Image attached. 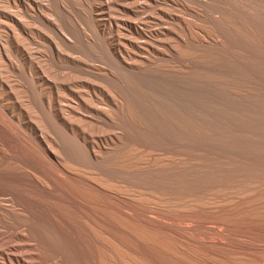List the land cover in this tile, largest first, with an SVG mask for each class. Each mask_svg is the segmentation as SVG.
<instances>
[{
  "label": "rangeland",
  "instance_id": "1",
  "mask_svg": "<svg viewBox=\"0 0 264 264\" xmlns=\"http://www.w3.org/2000/svg\"><path fill=\"white\" fill-rule=\"evenodd\" d=\"M7 10L25 23L30 56L9 52V64L0 47V150L39 174L28 160L45 152L27 145L37 126L60 159L123 192L17 175L2 187L27 213L10 221L39 228L47 257L66 264H83L55 226L67 221L95 226L107 264H264V0H0ZM6 25L0 15L1 39ZM97 134L110 137L91 154L83 136Z\"/></svg>",
  "mask_w": 264,
  "mask_h": 264
},
{
  "label": "bare ground",
  "instance_id": "2",
  "mask_svg": "<svg viewBox=\"0 0 264 264\" xmlns=\"http://www.w3.org/2000/svg\"><path fill=\"white\" fill-rule=\"evenodd\" d=\"M14 4V3H13ZM23 4V3H22ZM36 7V6H35ZM23 10H22V15L20 16L22 19L23 17H27V8L26 6L23 4ZM31 8V7H30ZM12 10V9H11ZM14 11V10H13ZM0 15H2L7 21H8V26H4V30H5V39H1L0 37V47H5L6 50L2 49L1 50V54L3 55V57L5 56L6 59H8V56H9V52H19L20 55L23 57L24 60L28 59L29 56H30V52H29V48H28V36H27V28L25 27V23L22 21H17L16 18V15L13 14L12 12H10L9 10L7 11H2L0 12ZM21 19V20H22ZM27 21V20H25ZM9 22L11 23H14L20 33L22 34V37L20 40L18 39L17 35L12 31L11 27H10V24ZM4 36V35H3ZM30 36V35H29ZM31 38V37H30ZM6 44V46H4V44ZM116 50V49H115ZM114 51V50H113ZM118 52V51H117ZM119 55V54H118ZM9 64H11V60H9ZM42 66V65H41ZM40 65L36 64L34 65L33 67L35 68V71H36V74H37V78L42 81L44 83V81H47L46 78H48V76L45 77L44 75V72L42 70ZM28 69V65L27 64H24L23 66V71H26ZM46 69V68H45ZM57 77V76H56ZM23 80V79H22ZM59 80V79H58ZM74 81V80H73ZM15 83V82H14ZM6 84V83H5ZM42 84V83H41ZM45 85V84H44ZM6 86V85H5ZM27 86V85H26ZM99 87V86H98ZM94 89V88H93ZM83 91V90H82ZM74 92V91H73ZM57 93V92H56ZM102 93V92H101ZM94 94V93H93ZM77 96V95H76ZM57 97V96H56ZM57 99V98H56ZM21 101V100H20ZM57 102V100H55ZM60 103V102H59ZM53 104V103H52ZM66 104V103H65ZM62 105V104H61ZM115 105V104H114ZM60 105L58 104V102L55 104V109L57 110V112H59V117L60 118H63L62 114H61V108L59 107ZM121 110V109H120ZM66 112V111H65ZM5 113V112H4ZM5 118V117H4ZM28 118V117H27ZM7 119V118H6ZM14 123V122H13ZM13 125V124H12ZM4 127V126H3ZM7 127V126H6ZM31 131H33L34 135H35V138H36V141L34 144H27L29 145V148L31 147L33 149V151L37 152H40L42 149L45 153H43L47 159L45 160H41V158H37L34 156V158H31V159H27L29 164H31L30 166L39 170V174H32L30 176V178H28V175L25 176V171L19 166V164L17 162H14V160L11 159V157L9 156V158L7 156H5L7 154L4 153L5 150L2 149L0 150V264H66L64 262V260L55 255L53 257L50 258L47 257L46 255V250H47V245L48 244V241H47V238L46 236L44 235V233L42 231L39 230V228L35 227V226H32L30 224H27L25 222H20V223H13L12 221H10L11 219V216L13 214H17V215H20L22 217L26 216L25 215V212L26 210L20 206L14 199L13 197L11 196L10 193H8L6 190H4V188L2 187V182L6 181V180H10V181H15V177L17 175H21V176H24L23 178L24 179H29L28 182L34 186H41V187H45L47 189L48 186H57L58 184H69L68 182H73V183H76V182H81L83 181L85 185H87L91 190H95L97 192H99L100 194H102L103 196L105 197H109L112 195L114 197H118L119 194L123 193L120 191L118 192H113L112 189L110 188L109 185H111L110 183H107L109 180L107 179H104L100 176H97L95 173H88V175H85V174H81L80 172V169L78 167H76L74 163H72V161H65L63 159H60L57 154L51 149L50 145L48 144V142H46L45 138L41 135V132L39 131V129L37 128V126H27ZM10 128V127H9ZM103 127H101L100 129H102ZM4 129V128H3ZM96 129H97V126H96ZM5 130V129H4ZM17 130H18V127H17ZM2 131V130H1ZM10 131V130H8ZM13 131V130H12ZM120 131V130H118ZM22 132V131H21ZM100 132V131H99ZM121 132V131H120ZM9 133V132H8ZM17 133V132H16ZM117 133V131H116ZM119 133V132H118ZM44 134V133H43ZM28 135V134H27ZM2 136V135H1ZM45 136V135H44ZM6 137V136H5ZM28 137V136H27ZM49 137V136H47ZM110 136L108 134H97V135H89V136H83L84 138V142H86L85 144L88 146V150L91 154H94V149L95 147H98V141L101 140V139H107L109 138ZM7 139V138H5ZM49 139V138H48ZM10 140V139H9ZM29 140V139H28ZM27 141V140H26ZM32 142V141H31ZM29 143V142H28ZM105 143V142H104ZM4 144L7 145V143L5 142ZM3 144V145H4ZM11 144V143H10ZM123 144V143H122ZM9 146V144L7 145ZM11 146V145H10ZM9 146V147H10ZM17 146V145H16ZM6 147V146H5ZM14 147V146H13ZM7 148V147H6ZM18 148V147H17ZM103 148V147H102ZM13 150V148H11ZM16 151V150H15ZM25 151V150H24ZM27 151V150H26ZM32 151V152H33ZM28 152V151H27ZM151 152V151H150ZM148 153V152H147ZM25 155V154H24ZM13 156V154H12ZM37 156V155H36ZM29 158V157H28ZM119 158V157H118ZM140 162V161H139ZM163 165V164H162ZM161 166V165H160ZM80 167V166H79ZM41 168H45L49 173V174H46L44 173V171L41 169ZM124 168V167H123ZM122 168V169H123ZM83 169V168H82ZM81 169V170H82ZM119 169V168H118ZM121 169V168H120ZM42 170V171H41ZM89 172L90 170H84V172ZM38 172V171H37ZM92 172V171H91ZM94 172V171H93ZM127 172V171H126ZM36 173V172H35ZM93 174V176L91 175ZM23 179V180H24ZM25 180V181H26ZM111 180V179H110ZM116 180V179H115ZM72 184V183H70ZM70 184H69V187H70ZM79 184H82V183H79ZM64 185V184H63ZM73 185V184H72ZM114 185V184H113ZM112 185V186H113ZM117 185V184H116ZM68 186V185H67ZM74 186V185H73ZM122 186V185H121ZM61 187V186H60ZM59 187V189H60ZM72 187V186H71ZM62 188V187H61ZM52 189V188H51ZM71 189V188H70ZM87 189V188H86ZM62 190V189H61ZM74 188L71 190L73 191ZM118 190V189H117ZM136 190V189H135ZM74 191H78V190H74ZM72 192L73 194L74 193H77V192ZM116 191V190H115ZM139 191V190H138ZM86 192V191H85ZM83 191V193H85ZM89 192V191H87ZM86 192V193H87ZM137 192V191H136ZM67 193V192H66ZM79 193H82V192H79ZM83 194L79 195V196H82ZM85 195V194H84ZM91 195V194H90ZM89 196V195H88ZM97 196V195H96ZM159 196V195H158ZM83 197V196H82ZM87 197L86 195L84 196V198ZM95 197V196H94ZM113 198V197H112ZM111 198V199H112ZM88 202H91L90 198H86ZM101 199V198H100ZM99 199V200H100ZM120 199V198H118ZM117 199V200H118ZM124 200V199H122ZM129 200V199H128ZM73 201V200H72ZM96 201V200H95ZM111 202V201H110ZM114 202V201H113ZM121 202V201H120ZM128 202V201H127ZM83 203V202H82ZM123 203V201H122ZM129 203V202H128ZM73 204V203H72ZM108 204V203H107ZM115 204V203H114ZM77 205V204H76ZM87 205V204H86ZM106 205V204H104ZM88 206V205H87ZM86 206V209L88 208ZM94 206V205H93ZM118 206V205H117ZM92 207V206H91ZM203 207V206H202ZM212 207V206H211ZM116 208V206H115ZM118 208V207H117ZM81 209V208H80ZM89 209L90 206H89ZM100 209V208H99ZM102 209V208H101ZM110 210V209H109ZM79 212H81L80 210H78ZM106 213L108 210H105ZM118 211V210H117ZM86 212V211H85ZM92 212V211H91ZM100 212V211H99ZM222 212V211H221ZM27 213V212H26ZM83 212H81L82 214ZM95 213V212H93ZM92 213V214H93ZM111 213V212H110ZM122 213V212H121ZM217 213V212H216ZM96 214V213H95ZM109 214V213H108ZM129 214V213H128ZM158 214V212H157ZM225 214V213H224ZM227 214V213H226ZM83 215L87 218V220L90 222V224L92 223V221L89 218V215H86L83 213ZM94 215V214H93ZM102 215L108 217L107 214H105L104 212H102ZM133 215V214H132ZM160 215V214H158ZM190 215V214H189ZM204 215V214H203ZM91 216V215H90ZM215 216V215H214ZM224 216V215H223ZM227 216V215H226ZM100 217V216H99ZM131 217V216H130ZM162 217V216H161ZM192 217V216H191ZM200 217V216H199ZM203 217V216H202ZM220 217V216H219ZM91 218V217H90ZM133 218V217H132ZM172 218V217H171ZM183 218V216H182ZM185 220H186V217H184ZM194 218V216H193ZM206 218H209L208 216L205 217ZM216 217H214L215 219ZM223 218V217H221ZM108 219V218H106ZM160 219V218H159ZM165 219V218H164ZM196 219V218H195ZM218 219V218H217ZM225 219V218H224ZM140 220H141V217H140ZM163 220V219H161ZM174 220V219H173ZM192 220V219H190ZM198 220V219H197ZM208 220V219H206ZM213 220V219H212ZM220 220V219H219ZM94 221V220H93ZM137 221V220H136ZM172 221V220H171ZM189 221V220H188ZM203 221H204V217H203ZM210 221H211V218H210ZM214 221V220H213ZM221 221V220H220ZM219 221V223H220ZM85 223V221H83ZM148 222V221H147ZM153 222V221H152ZM175 222V221H173ZM172 222V223H173ZM199 222V221H198ZM224 222V221H223ZM94 223V222H93ZM92 223V224H93ZM104 223V222H103ZM150 223V221H149ZM157 223V222H156ZM201 223V222H199ZM217 224V223H216ZM221 224V223H220ZM152 225V224H151ZM166 225H169L166 224ZM175 225V224H174ZM177 225V224H176ZM183 225V224H182ZM191 225V224H189ZM200 225V224H199ZM249 225V224H248ZM251 225V224H250ZM55 226L57 228L60 229V231L65 235L66 237V240H67V243L68 245L71 247V249L77 254V256L81 259L82 263L83 264H107L106 263V257L105 255L103 254V252L101 251V248L102 247H105L107 244L105 242V239H101V236L100 238L97 236V234L94 233V228L95 226L92 227V225H89L87 223L85 224H80V225H76L74 224L73 222H70V221H67L65 222L64 224L60 225L58 223H55ZM99 226V225H98ZM194 226V225H193ZM224 226V225H223ZM246 226V225H245ZM158 227V226H156ZM162 227V226H161ZM253 227V226H252ZM169 228V227H168ZM171 228V227H170ZM232 228V227H231ZM8 230V234L5 235L6 231L4 230ZM58 229V230H59ZM98 229V228H97ZM122 229V228H121ZM162 229V228H161ZM165 229V228H164ZM177 229V228H176ZM194 229V227H193ZM226 229V228H225ZM248 229V228H247ZM254 229V228H253ZM101 230V228H100ZM158 230V229H157ZM156 230V231H157ZM201 230V229H200ZM200 230H198L197 232H195L196 234L198 233L200 235ZM219 230V229H218ZM251 230V229H250ZM255 230V229H254ZM254 230H253V233H254ZM162 231V230H161ZM159 231V233L161 232ZM181 231V230H180ZM226 231V230H225ZM238 231V230H237ZM244 231V229H243ZM252 231V230H251ZM100 232V231H99ZM98 232V233H99ZM169 232V231H168ZM190 232V231H189ZM203 232V231H202ZM224 232V230H223ZM241 232V231H240ZM102 233V231H101ZM104 233V232H103ZM166 233V232H165ZM174 233V232H173ZM179 233V232H178ZM205 233V232H204ZM203 233V236H205V234ZM209 233V232H208ZM220 233V232H219ZM228 233V232H227ZM248 233V232H247ZM181 234V233H180ZM197 234V235H198ZM210 234V233H209ZM216 234V232L214 233ZM222 234V233H220ZM99 235V234H98ZM211 235L212 234V231H211ZM209 235V236H211ZM218 235V234H217ZM201 236V235H200ZM207 236V235H206ZM216 236V235H215ZM221 236V235H220ZM229 236V235H228ZM231 236V235H230ZM264 236V235H263ZM187 237V236H186ZM189 237V236H188ZM202 237V236H201ZM213 237V236H212ZM222 237H225V239L227 238L225 235H223ZM221 237V238H222ZM252 237V236H250ZM258 237V236H257ZM262 237V236H261ZM260 237V238H261ZM104 238H107L104 236ZM203 238V237H202ZM201 238V239H202ZM217 238V237H216ZM253 238V237H252ZM110 239V238H109ZM108 239V241H109ZM191 239V238H190ZM199 239V238H198ZM209 238L205 237V240ZM218 243L219 245L221 244L220 242H222V240L224 241L225 239H221L220 241V237L218 236ZM217 239V240H218ZM232 239V238H231ZM259 239V238H258ZM263 239V238H262ZM204 240V239H202ZM203 241L204 243L206 241ZM212 240V239H211ZM210 240V241H211ZM214 240V238H213ZM229 240V238H228ZM227 240V242H228ZM232 240H235L234 237ZM232 240H229V241H232ZM244 240V239H243ZM257 240V239H256ZM107 241V242H108ZM199 241V240H198ZM201 241V240H200ZM245 241V240H244ZM247 241V240H246ZM12 242H18L17 245H13L14 243ZM112 242V241H110ZM120 242V241H119ZM187 242V241H186ZM209 242V241H208ZM207 244H204L202 243V246L203 244L208 247V244L211 246L212 243H214L212 241V243H208ZM226 242V243H227ZM235 242H237V240H235ZM231 243L233 244L232 247L236 248V243ZM238 242H240L238 240ZM242 242V241H241ZM249 242V241H248ZM247 242V243H248ZM251 242V241H250ZM121 243V242H120ZM184 243V242H183ZM194 243V241H193ZM199 243V242H198ZM225 243V241H224ZM222 242V244H224ZM229 243V242H228ZM227 243V244H228ZM246 243V242H244ZM246 243V244H247ZM258 243V242H257ZM191 244V243H190ZM225 244L224 246L226 248L228 247H231L230 245H227ZM235 244V245H234ZM239 245V243H237ZM242 244V243H240ZM250 244V243H248ZM252 244V243H251ZM250 244V245H251ZM255 244V243H254ZM261 244V243H260ZM195 245V244H194ZM216 245V244H215ZM213 245V246H215ZM243 245V244H242ZM242 245L240 246H237L238 247H241ZM258 245V244H256ZM264 245V244H263ZM116 246V245H115ZM200 245H198L199 247ZM211 246V247H213ZM245 246V245H244ZM243 246V247H244ZM217 247V246H216ZM220 247V249H224V248H221V246H218ZM242 247V248H243ZM249 248H251V246L248 245ZM259 247V246H258ZM196 248H197V244H196ZM215 248V247H214ZM241 248V249H242ZM264 248V247H263ZM12 249V250H11ZM119 249V248H118ZM207 249H211V251L213 250V253L214 251H216V248L215 250L212 249V248H207ZM206 249V250H207ZM219 251L221 252L222 250ZM252 249V248H251ZM10 250L13 251V253H10ZM103 250V249H102ZM227 250V249H226ZM231 252L232 250L235 251L234 249H229ZM245 250V249H244ZM218 251V249H217ZM216 251V252H217ZM225 251V249L223 250ZM222 251V252H223ZM230 251H227L228 253ZM238 249H236L235 252H237ZM256 251V250H254ZM261 251V250H260ZM54 252V251H53ZM120 252V251H119ZM210 252V251H209ZM218 253V255L225 253ZM226 252V253H227ZM230 252V253H231ZM243 252V251H242ZM246 253L248 252V254L250 253V251L246 250L245 251ZM244 252V253H245ZM116 253V252H115ZM124 253V252H123ZM194 253V252H193ZM227 253V254H228ZM229 253V254H230ZM233 253V252H232ZM239 253V252H238ZM253 253V252H251ZM126 254V252H125ZM217 254V253H216ZM234 254V253H233ZM236 254V253H235ZM127 255V254H126ZM226 255V254H224ZM243 255V254H242ZM259 255V254H258ZM257 255V256H258ZM261 255V254H260ZM263 255V256H262ZM261 255V261H263V257H264V254ZM106 256H108L106 254ZM129 255H127L126 258H128ZM231 256V255H230ZM240 256V255H238ZM249 256V255H247ZM251 256V255H250ZM249 256V257H250ZM254 256V254H253ZM111 257V256H110ZM193 257V256H192ZM223 257V256H222ZM236 256H234L235 258ZM242 257H245V256H242ZM130 258V257H129ZM225 258V257H224ZM230 258V257H229ZM132 259V258H131ZM244 259V258H242ZM248 259V258H247ZM259 259V260H260ZM112 260V259H111ZM133 260V259H132ZM135 260V259H134ZM115 262V260H114ZM208 262V261H207ZM216 262V261H214ZM264 262V261H263ZM141 263V262H140ZM70 264V263H68ZM111 264V263H109ZM136 264V263H135ZM213 264V263H212Z\"/></svg>",
  "mask_w": 264,
  "mask_h": 264
}]
</instances>
